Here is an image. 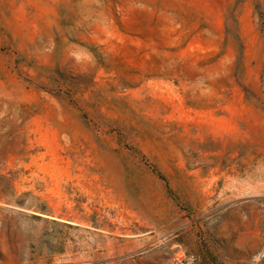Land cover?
I'll return each instance as SVG.
<instances>
[{
  "label": "rangeland",
  "instance_id": "obj_1",
  "mask_svg": "<svg viewBox=\"0 0 264 264\" xmlns=\"http://www.w3.org/2000/svg\"><path fill=\"white\" fill-rule=\"evenodd\" d=\"M264 264V0H0V264Z\"/></svg>",
  "mask_w": 264,
  "mask_h": 264
},
{
  "label": "built area",
  "instance_id": "obj_2",
  "mask_svg": "<svg viewBox=\"0 0 264 264\" xmlns=\"http://www.w3.org/2000/svg\"><path fill=\"white\" fill-rule=\"evenodd\" d=\"M193 261L194 260L192 258L182 253L177 256L175 263L176 264H192Z\"/></svg>",
  "mask_w": 264,
  "mask_h": 264
}]
</instances>
